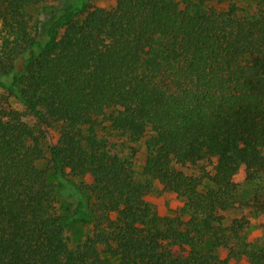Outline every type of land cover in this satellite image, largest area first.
I'll list each match as a JSON object with an SVG mask.
<instances>
[{"label":"trees","instance_id":"trees-1","mask_svg":"<svg viewBox=\"0 0 264 264\" xmlns=\"http://www.w3.org/2000/svg\"><path fill=\"white\" fill-rule=\"evenodd\" d=\"M42 1L0 0V88L35 120L0 101V264H262L242 219L222 225L238 177L264 176L262 6L83 0L33 31ZM142 138L138 177L129 143ZM156 184L183 201L161 229ZM88 219L70 247L67 225Z\"/></svg>","mask_w":264,"mask_h":264},{"label":"rangeland","instance_id":"rangeland-1","mask_svg":"<svg viewBox=\"0 0 264 264\" xmlns=\"http://www.w3.org/2000/svg\"><path fill=\"white\" fill-rule=\"evenodd\" d=\"M83 0H43L40 3L29 7V12L32 16L33 31L38 28L42 29L45 24L51 19L53 14L72 4H78ZM221 5H228L230 2L238 6L256 9L258 5L264 9V0H220ZM91 7L111 8L115 5L116 0H87ZM0 101H6L14 109L22 112L23 118L30 124H34L35 120L25 114V105L17 98L9 96L6 91L0 88ZM134 147L133 155L134 168L141 177V171L145 159L144 138L137 142L129 143ZM37 165L47 170L48 181L55 185V210L61 215H69L73 202L72 200L60 192L61 186L54 177L53 171L50 169L48 157L40 160ZM181 169L187 174H196L198 167L186 165ZM78 184L79 180H73ZM237 203L236 206L223 213L222 225L229 228L233 225L235 219H242L245 227L240 231V235L251 246H254L261 252L264 264V176L260 179L247 181L243 175L238 177ZM153 206L152 223L155 227L161 229L164 227L165 219L169 216L177 214L183 204L181 198H178L171 192H166L159 184L155 185L154 193L148 198ZM92 232V219L88 220H73L66 227V234L69 238L70 247H75L82 242L86 236ZM238 264H251L250 259H244Z\"/></svg>","mask_w":264,"mask_h":264}]
</instances>
